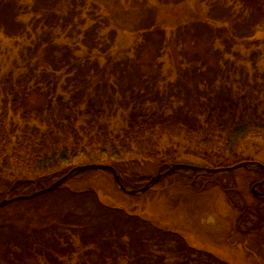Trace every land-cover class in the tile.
<instances>
[{
    "label": "rangeland",
    "instance_id": "rangeland-1",
    "mask_svg": "<svg viewBox=\"0 0 264 264\" xmlns=\"http://www.w3.org/2000/svg\"><path fill=\"white\" fill-rule=\"evenodd\" d=\"M0 2V131L8 135L11 124L44 130L37 121L25 123L12 113V97L21 99L23 110L35 112L59 97L69 99L74 89L83 95V121L90 120L94 132L104 125L112 135L124 133L132 111L195 126L215 102L226 100L257 105L264 118V23L250 22V28L243 19L236 23L242 10L249 12L248 0ZM153 12L158 25L148 40L141 22ZM158 36H163L159 43ZM5 96L8 106L2 103ZM199 156L195 145L165 138L157 159L129 168L128 176L148 182L171 164L208 167ZM239 159L264 165V141L248 140ZM203 172L194 176L180 170L145 193L129 196L114 186L112 175L85 171L43 196L12 202L0 208V264H15V249L23 252L18 255L26 264H51L53 251L32 250L25 239L38 236L44 243L47 236L38 234L60 216L79 227L86 221L82 217L98 218L94 193L104 207L121 211L131 223L182 237L196 250L192 257L183 249L174 252L176 239L156 232L180 261L264 264V229L259 231L256 221L264 208L256 209L251 193L262 173L245 168ZM5 179L0 177V201L8 191ZM87 189L92 193L79 196ZM81 203L90 215L77 213ZM72 229V243L53 264H98L101 250L91 243L95 236L83 231L80 239ZM197 251L206 253V262L198 260Z\"/></svg>",
    "mask_w": 264,
    "mask_h": 264
},
{
    "label": "trees",
    "instance_id": "trees-1",
    "mask_svg": "<svg viewBox=\"0 0 264 264\" xmlns=\"http://www.w3.org/2000/svg\"><path fill=\"white\" fill-rule=\"evenodd\" d=\"M248 1L249 12L247 9L242 10L239 14L241 17H236V23L240 24L239 18L246 21L249 28L250 22L256 25L260 22L264 23V0ZM3 8L5 6L1 9ZM6 14L10 16L11 12L7 11ZM0 23L2 24V19ZM157 25L155 12L141 22V26L147 28L145 38L151 40L156 33ZM162 38L163 36H158V43ZM71 94L72 97L69 99L59 97L54 103H49L35 112L23 110L21 99L18 97L11 98L13 104L11 111L15 116H19L25 123L35 120L44 129L40 130L28 125L19 129L11 124L12 130L9 135L4 130L0 131V177L6 178V183L3 184L8 190L13 189L12 196L29 195L36 190L47 188L73 168L84 164L110 165L119 172L121 182L125 186L141 188L146 184L147 179L136 178L134 174L128 176V169L156 160L160 144L165 138H178L195 145L201 154L199 158L208 167L213 168L228 167L241 162L240 149L248 140L264 141V118L260 115L257 105L245 102L237 103L232 100L215 102L206 113L203 122L195 126L168 122L165 121L167 118L146 111H132L127 117L124 133L112 135L104 125L94 132L92 122L83 121L82 118L86 116L82 110V92L74 89ZM8 98L10 97L3 98L4 106H8L10 102ZM10 136L15 137L14 142L10 140ZM104 172L112 175L109 171ZM193 174L197 176L194 172ZM91 193L92 189H87L79 193V196ZM94 195L92 194L91 197L95 201L98 218L86 213L81 203L83 209L77 213L90 216L82 217L86 221L80 227L76 223L71 225L65 220V216H60L56 223L43 227L42 233L38 234L47 236L44 243L37 241L38 236L33 240L27 236L25 244L32 250L46 248V251H53L52 256L55 258L51 260L53 264L58 258L57 255L65 253L63 250L72 243L69 241L70 229L71 226H75L78 229L72 231L80 239L85 237L83 231H86L85 234H89L87 233L89 231L90 235L95 236L92 238L94 242L91 243L96 249L100 247L98 264L106 262L108 264H199L195 261L191 263L175 258L174 252H179L181 249L191 257L196 251L186 244L182 237L161 229L151 230L145 223H131L129 221L131 219L121 211L104 207ZM252 199L257 210L264 208V199L255 197L253 193ZM256 221L258 230H263L264 214L258 216ZM158 231L168 237H174L170 240L177 241L179 249L171 251L163 240L158 239L156 234ZM55 232H59V235L54 236ZM153 239L158 240L153 243ZM52 248L58 249V252L55 253ZM18 252L23 254L17 249L14 250L15 264H26ZM197 252L200 254L198 260L206 262L204 255L206 253Z\"/></svg>",
    "mask_w": 264,
    "mask_h": 264
},
{
    "label": "water",
    "instance_id": "water-1",
    "mask_svg": "<svg viewBox=\"0 0 264 264\" xmlns=\"http://www.w3.org/2000/svg\"><path fill=\"white\" fill-rule=\"evenodd\" d=\"M239 168H246V169H250V170L261 169L264 172V165H262L260 163H254V162H241V163H238L234 166L225 167V168H207V167H198V166H192V165H187V164H171L166 172L161 173V170H159L157 172V174L155 176H153L142 188L132 189V188H128V187L124 186L121 183L119 173L112 166L104 165V164H88V165L77 166V167L73 168L68 174L63 176L61 179L57 180L51 186H49L45 189L36 191L31 195L16 196V197H12V198H4L0 202V208L4 207V206H6L12 202H16L19 200L33 199L37 196H40V195L49 193L51 191H54V190L60 188L63 184H65L67 181H69L74 176H76L80 173H83L85 171H90V170H92V171L101 170V171L111 172L113 175V183H114L115 187H117L119 190H121L122 192H124L127 195L138 196V195L145 193L146 191L151 189L153 186H155L161 179H163V177H165L171 173H175L177 171H180V170H191L195 173L204 171L206 173L216 174L218 172H228V171H233V170H236ZM261 185H264V178L260 183H257L256 185H254L253 193L255 196L264 198V193L257 192V190H256V188L258 186H261ZM10 194H11V191L8 192V195H10Z\"/></svg>",
    "mask_w": 264,
    "mask_h": 264
}]
</instances>
